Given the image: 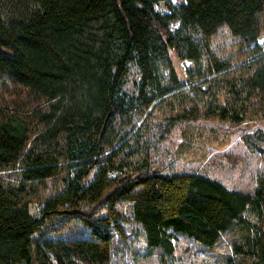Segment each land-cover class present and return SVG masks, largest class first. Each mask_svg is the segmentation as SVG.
Instances as JSON below:
<instances>
[{
  "label": "trees",
  "instance_id": "16d2710c",
  "mask_svg": "<svg viewBox=\"0 0 264 264\" xmlns=\"http://www.w3.org/2000/svg\"><path fill=\"white\" fill-rule=\"evenodd\" d=\"M162 1L0 0V80L25 88L34 106L0 111V264H111V229L122 237L131 222L144 247L137 256L158 264H171L178 237L217 264H264V178L247 195L201 175L163 174L151 168L142 131L123 133L148 111L171 124L264 120V46L255 44L264 0H180L161 14ZM222 26L254 47L239 66L212 60L205 88L183 89L169 51L196 64ZM131 66L133 95L123 91ZM229 142L187 125L176 153L202 162ZM64 171L63 191L36 201L31 215L32 185ZM56 220L50 233L77 223L86 234L34 238Z\"/></svg>",
  "mask_w": 264,
  "mask_h": 264
},
{
  "label": "rangeland",
  "instance_id": "374dc122",
  "mask_svg": "<svg viewBox=\"0 0 264 264\" xmlns=\"http://www.w3.org/2000/svg\"><path fill=\"white\" fill-rule=\"evenodd\" d=\"M177 1L180 2V0ZM160 9L165 10L163 6ZM255 44L259 47L264 46V30ZM255 44L245 46L239 38L230 34L227 27L222 26L207 40L202 59L198 63L181 61L173 51H169V56L175 75L179 83L184 86L183 89H187L189 83L201 84L202 88H205V80L213 77L208 74V68L213 64L212 60L239 66L245 60L242 58L244 52L254 47ZM163 78V86H170V80L166 74H163ZM137 81V69L131 66L123 91L133 95ZM32 107L34 106L25 88L15 86L7 80H0V111H11L15 108L26 114ZM147 113L142 117L137 115L129 118L128 124L123 128V133H126L128 138L137 130L142 131L141 138L149 149L151 168H159L163 174L201 175L222 184L228 190L253 195L258 183L264 178V120L246 121L239 124L205 120L171 124L159 114L148 116ZM187 125L228 133L230 142L221 150L210 148L205 161L189 162L176 153L181 142V132ZM15 173L5 174V182L14 184L17 180V173ZM93 175L94 171L84 183L90 182ZM66 177L67 172L64 171L43 184L32 185L33 189L29 191V197L34 201L29 209L31 215L36 213V201L47 199L63 191ZM120 208L127 216L129 215L128 206L120 205ZM58 225V220L48 222L42 233L34 235V238L70 239L86 234V231L77 223H71L58 234L49 232L51 228ZM133 228H138L133 222L122 225V237L111 229V264H136V261H139V264H158L156 258L144 259L141 255L137 256L138 253L144 251V247L140 242L139 234L134 232ZM175 248L171 264H217V259L202 249L201 245L183 237L176 239Z\"/></svg>",
  "mask_w": 264,
  "mask_h": 264
},
{
  "label": "built area",
  "instance_id": "2783aa9c",
  "mask_svg": "<svg viewBox=\"0 0 264 264\" xmlns=\"http://www.w3.org/2000/svg\"><path fill=\"white\" fill-rule=\"evenodd\" d=\"M178 1L177 0H163L161 3H159L158 5L155 6V10L158 13L164 14L168 12V8L169 10H171L172 8L176 7L178 5ZM164 7L165 10H161V7ZM172 27V25H171Z\"/></svg>",
  "mask_w": 264,
  "mask_h": 264
}]
</instances>
